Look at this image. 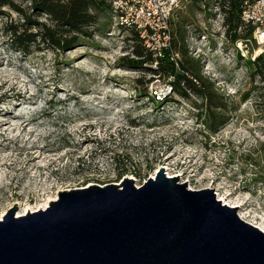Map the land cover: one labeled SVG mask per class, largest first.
<instances>
[{
	"label": "rangeland",
	"instance_id": "374dc122",
	"mask_svg": "<svg viewBox=\"0 0 264 264\" xmlns=\"http://www.w3.org/2000/svg\"><path fill=\"white\" fill-rule=\"evenodd\" d=\"M9 1L36 22L32 34L48 25L44 14L31 16V0ZM202 8L182 5L171 32L183 31L224 105L215 110L212 134L196 99L151 75L155 64L130 63L138 59L128 34L114 27L109 11L93 12L86 43L58 51L37 37L22 52L7 28L27 21L0 8V219L15 204V218L37 212L58 192L123 179L139 188L163 169L188 190L213 188L217 201L225 196L237 216L264 229V83L250 66L262 52L251 38L231 45L219 10L208 21Z\"/></svg>",
	"mask_w": 264,
	"mask_h": 264
},
{
	"label": "water",
	"instance_id": "95a60500",
	"mask_svg": "<svg viewBox=\"0 0 264 264\" xmlns=\"http://www.w3.org/2000/svg\"><path fill=\"white\" fill-rule=\"evenodd\" d=\"M160 169L139 188L58 192L44 210L0 220V264H264V232L210 190Z\"/></svg>",
	"mask_w": 264,
	"mask_h": 264
},
{
	"label": "trees",
	"instance_id": "16d2710c",
	"mask_svg": "<svg viewBox=\"0 0 264 264\" xmlns=\"http://www.w3.org/2000/svg\"><path fill=\"white\" fill-rule=\"evenodd\" d=\"M190 2L196 5L198 10H201L202 5L203 11L209 13L208 21L213 19L215 13L213 10H219L222 15L221 27L231 45H234L238 40L245 42L251 38L252 29L250 26L244 25L240 18L243 11L242 0H190ZM31 6L35 12L31 16L39 17L44 14L48 22V25L45 23L37 25L39 33L36 35L29 32L30 26L36 24L34 20L31 21L11 1L0 0V8H12L27 21V24L11 25L7 28L12 46L22 52H25L29 44L34 42L37 37L48 48L58 51H63L78 43H86L93 37L92 31H89L88 28L96 25V17L93 12L106 13L109 11L112 17L111 7L107 0H31ZM2 14L0 12V15ZM172 23L173 20L170 22L171 27H173ZM118 30L128 34L126 38L131 44V53L138 59L136 62L131 60L130 63L135 65L155 64V69L150 71L151 75L164 77L172 92L183 99L190 100L189 96L196 99L200 103L196 107L202 111L199 115L202 125L209 133H214L216 121L220 119V114H216L215 110H225V108L214 92L213 83L207 81L202 75L200 60L190 56L183 31L174 26L168 48L161 49L159 54H155L142 45L134 32H127L122 28ZM242 32L243 34H241ZM250 66L252 67L251 76L258 77L264 83V53L257 56ZM149 83L147 81L146 85ZM262 97H264V93H262ZM154 104L156 105L158 102H154Z\"/></svg>",
	"mask_w": 264,
	"mask_h": 264
},
{
	"label": "built area",
	"instance_id": "2783aa9c",
	"mask_svg": "<svg viewBox=\"0 0 264 264\" xmlns=\"http://www.w3.org/2000/svg\"><path fill=\"white\" fill-rule=\"evenodd\" d=\"M109 2L114 27L134 32L148 51L159 54L161 49H167L169 46L171 20L181 6L190 0H110ZM242 4L241 21L244 25L250 26L252 42L264 53V0H242Z\"/></svg>",
	"mask_w": 264,
	"mask_h": 264
},
{
	"label": "bare ground",
	"instance_id": "6f19581e",
	"mask_svg": "<svg viewBox=\"0 0 264 264\" xmlns=\"http://www.w3.org/2000/svg\"><path fill=\"white\" fill-rule=\"evenodd\" d=\"M220 197H221V196H220ZM224 197H225V196H224ZM224 197L219 198V201H220L222 204H224L225 206H228V207H230V208H236V206L229 205V204L225 201V198H224ZM48 202H50V201H48ZM48 202H47L43 207H41L40 210H44V209H46L47 206H48ZM236 209H237V208H236ZM238 216H239L240 220H242L243 222H245V223H247V224H249V225L255 227L256 229H258V230L261 231V232H264V229L260 228L259 226H255V225H253V224L247 222V221L245 220V218L242 216V214L239 213ZM0 220H1V219H0Z\"/></svg>",
	"mask_w": 264,
	"mask_h": 264
}]
</instances>
